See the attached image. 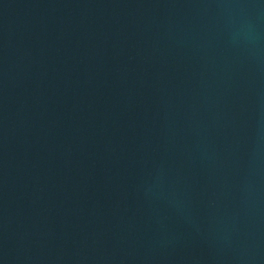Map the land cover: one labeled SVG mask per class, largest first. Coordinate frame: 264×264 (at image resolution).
Wrapping results in <instances>:
<instances>
[{
	"label": "water",
	"instance_id": "95a60500",
	"mask_svg": "<svg viewBox=\"0 0 264 264\" xmlns=\"http://www.w3.org/2000/svg\"><path fill=\"white\" fill-rule=\"evenodd\" d=\"M0 264H264V0H0Z\"/></svg>",
	"mask_w": 264,
	"mask_h": 264
}]
</instances>
